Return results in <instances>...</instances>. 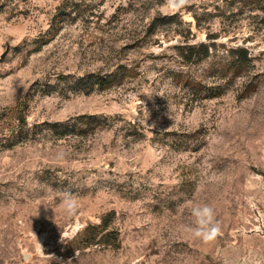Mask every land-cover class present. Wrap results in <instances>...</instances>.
I'll use <instances>...</instances> for the list:
<instances>
[{
  "label": "rangeland",
  "instance_id": "obj_1",
  "mask_svg": "<svg viewBox=\"0 0 264 264\" xmlns=\"http://www.w3.org/2000/svg\"><path fill=\"white\" fill-rule=\"evenodd\" d=\"M202 42L187 62L178 46ZM121 64L136 76L70 89ZM83 114L108 124L48 126ZM196 204L213 242L186 230ZM0 264H264V0H0Z\"/></svg>",
  "mask_w": 264,
  "mask_h": 264
},
{
  "label": "trees",
  "instance_id": "obj_2",
  "mask_svg": "<svg viewBox=\"0 0 264 264\" xmlns=\"http://www.w3.org/2000/svg\"><path fill=\"white\" fill-rule=\"evenodd\" d=\"M215 37L209 36V39ZM212 46L215 43H199V44H187L184 47L178 46L179 49L183 50L184 57L187 62L200 63L208 59L212 54ZM230 60L226 65V71L232 70L234 74L244 72L248 69L249 64L252 62L248 50L242 47L230 48L229 50ZM225 65L222 69L224 71ZM136 76L135 69L128 65L121 64L118 68L111 73L93 72L75 78L74 82L70 85L71 90L85 91V90H105L111 88L116 84L123 83L126 79ZM108 124V118L104 116L83 114L72 117L65 122H55L48 124L49 128L58 137L73 135V134H86L89 129H95L98 127H104ZM108 223H102L95 225L94 229H106ZM98 234V233H97ZM97 234L87 238L89 243H102L101 240L97 241ZM119 231L113 230L107 235L105 239L106 244L113 246L119 245Z\"/></svg>",
  "mask_w": 264,
  "mask_h": 264
},
{
  "label": "clouds",
  "instance_id": "obj_3",
  "mask_svg": "<svg viewBox=\"0 0 264 264\" xmlns=\"http://www.w3.org/2000/svg\"><path fill=\"white\" fill-rule=\"evenodd\" d=\"M189 3V0H166L167 7L173 12L179 11ZM63 206L68 213L72 215L76 211V199L70 194L65 193ZM194 217L195 227H189L186 230L195 238H200L205 243L213 242L222 235L221 228L215 222V210L208 204H196L191 209Z\"/></svg>",
  "mask_w": 264,
  "mask_h": 264
}]
</instances>
